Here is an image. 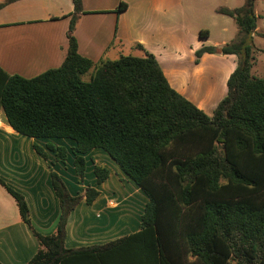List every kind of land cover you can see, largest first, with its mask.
Returning <instances> with one entry per match:
<instances>
[{"label": "trees", "instance_id": "obj_1", "mask_svg": "<svg viewBox=\"0 0 264 264\" xmlns=\"http://www.w3.org/2000/svg\"><path fill=\"white\" fill-rule=\"evenodd\" d=\"M11 1L0 2V9ZM74 6L62 64L32 78H7L1 103L8 122L30 137L74 140L80 180L84 154L105 150L149 197L140 229L122 239L150 238L156 264H264V79L252 74L247 40L258 28L255 0L219 9L236 20L240 39L196 51L197 62L205 53L239 57L211 116L171 86L148 51L99 62L80 54L74 32L82 0ZM200 35L208 37L209 30ZM46 148L66 160L65 147ZM46 148L34 144L48 159ZM94 172L99 184L110 175L99 165ZM51 182L61 214L56 231L43 235L31 226L25 196L0 177L40 245L26 264H61L76 252L65 247L68 216L83 198L90 204L100 194L92 186L72 194L53 169Z\"/></svg>", "mask_w": 264, "mask_h": 264}, {"label": "crops", "instance_id": "obj_2", "mask_svg": "<svg viewBox=\"0 0 264 264\" xmlns=\"http://www.w3.org/2000/svg\"><path fill=\"white\" fill-rule=\"evenodd\" d=\"M122 2L127 6L120 11ZM186 7L185 0H82L83 11L74 32L78 51L94 62L109 59L110 52L140 56L148 51L161 64L171 86L205 111L211 94L198 98L195 90L197 83L204 81L205 68L209 63L228 64L225 87L237 56L205 53L197 62L198 49L224 41H213L211 32L208 37L194 35ZM74 13V0H13L0 9V177L25 196L31 226L43 235L56 231L61 214L51 182L52 169L74 195L82 194L88 186L100 191L92 203L83 198L69 214L65 247L77 251L61 264H156L154 249L150 248L155 243L150 238L122 239L140 229L149 197L120 165L102 148H92L84 154L86 169L80 180L74 165V140L19 133L8 122L1 103L10 76L32 78L62 64ZM35 143L44 148L48 143L65 147L66 160H59L56 152L47 148L48 159L43 158L34 149ZM96 165L110 171L101 184L94 172ZM127 185L131 192L124 194ZM114 194L122 199H115ZM130 197L132 207L126 204ZM32 228L23 221L15 199L0 184L2 264H26L34 257L40 245ZM117 240V245L106 246Z\"/></svg>", "mask_w": 264, "mask_h": 264}, {"label": "rangeland", "instance_id": "obj_3", "mask_svg": "<svg viewBox=\"0 0 264 264\" xmlns=\"http://www.w3.org/2000/svg\"><path fill=\"white\" fill-rule=\"evenodd\" d=\"M185 2L189 25L193 28L192 33L197 37H199L201 30L207 29L211 32L213 41H224L217 44L211 42L210 44L222 46L226 43L237 41L243 35L236 20L220 13L219 9L221 7L230 9L242 8L245 6L247 0H185ZM255 14L257 16L258 29L252 35H248L247 40L252 45V74L264 79V0H255ZM119 57L120 55H116L114 52H110L107 56L111 60L118 59ZM236 59L238 65L239 57L237 56ZM227 66L228 64L226 65L222 61L219 63H209L208 67L205 68L204 81L197 83L195 87V90H198V98L211 94L210 100L205 104L206 112L212 113L216 104L227 94V84L223 87L224 78L230 70ZM91 73L84 74L83 79L89 80ZM124 192V194L131 192L128 185L124 189ZM129 196L131 195L127 197ZM114 198L117 200L122 199L119 194H114ZM132 201L133 199L130 197L126 204L132 207ZM136 216H138L137 213Z\"/></svg>", "mask_w": 264, "mask_h": 264}]
</instances>
